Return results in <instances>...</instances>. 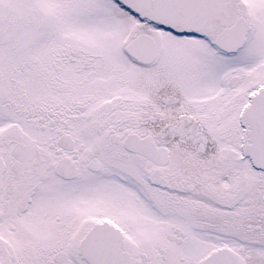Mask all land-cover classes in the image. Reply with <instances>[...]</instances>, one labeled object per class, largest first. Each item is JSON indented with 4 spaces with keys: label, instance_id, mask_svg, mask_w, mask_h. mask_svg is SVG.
<instances>
[{
    "label": "snow or ice",
    "instance_id": "obj_1",
    "mask_svg": "<svg viewBox=\"0 0 264 264\" xmlns=\"http://www.w3.org/2000/svg\"><path fill=\"white\" fill-rule=\"evenodd\" d=\"M0 264H264V0H0Z\"/></svg>",
    "mask_w": 264,
    "mask_h": 264
}]
</instances>
